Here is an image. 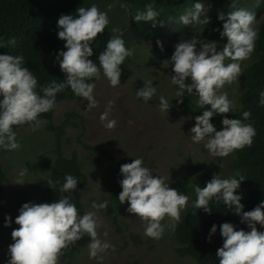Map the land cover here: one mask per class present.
Instances as JSON below:
<instances>
[{"label":"clouds","instance_id":"clouds-1","mask_svg":"<svg viewBox=\"0 0 264 264\" xmlns=\"http://www.w3.org/2000/svg\"><path fill=\"white\" fill-rule=\"evenodd\" d=\"M257 2V1H256ZM204 2H196L194 6L187 7L183 13L170 18L163 26L161 41L167 46L175 43V36L190 33L191 23L199 22L208 24L209 18H200ZM108 5V10L114 7ZM121 8H129L126 3H120ZM235 8V4L231 5ZM195 9V13L185 16L188 9ZM77 15L62 14L57 22L60 29L58 38L65 41V50L59 51L56 59L60 69L66 74V79L57 83L55 80L42 87L43 95L36 89L38 80L33 72L24 66L25 58L22 55L0 54V148L5 150H18L17 133L13 126L28 124L32 131L40 128L43 121L41 114L53 110L56 105V94L70 87L74 94L82 100L88 101L87 110L98 106L94 97L95 84L88 81L99 79L101 70L115 87L121 83V65L127 57L134 54V49L125 46L122 39V30L117 27L111 29L113 35L107 41L106 48L99 55V67L93 62L92 44L99 34H103L110 20L108 13L101 11L95 4L89 8L79 7ZM159 13L152 4H148L144 11H137L134 20L152 21L153 25ZM218 19L225 21L221 37H227V43L220 51H217L215 41L206 42L205 37L194 33L192 38L180 40L175 45L170 61L173 72L172 84L177 85L180 91L177 97H182L185 91L198 96V107L204 108L210 105V109L204 110L202 115L195 117L196 124L190 129L193 133L191 139L199 143L206 138L204 147L213 157L224 158L236 150L251 146L256 130L251 124L242 123L240 119H230L224 116L223 128L217 131L211 122L215 114L234 112L235 104L228 99L227 94L220 93V89L228 83L231 84L242 75L241 62L250 59L255 51L258 29L255 28L256 13L245 9L231 10L227 13V19L223 12L218 14ZM173 21V22H172ZM178 22V23H176ZM172 23L173 35L165 34L167 27ZM218 30V29H217ZM150 41V40H149ZM161 41H157L163 50ZM13 37L6 43H0V47L15 45ZM200 50L197 51V47ZM226 60L231 63L225 64ZM190 80V82H188ZM195 90V92H194ZM156 88L152 81L144 84L137 90L136 95L145 102L156 94ZM182 103V99L178 101ZM114 102L109 101V106ZM261 106H264V91L260 93ZM160 111L168 113L169 101L160 97ZM251 116L248 111L243 112L247 120ZM107 120V113L101 115V121ZM115 120H107L105 127L113 129ZM27 169L21 170L23 177ZM123 179L120 180L122 191L118 199L121 204L126 201L129 204L127 211L138 216L144 223V234L152 239L159 240L163 237L165 226L162 224L165 217L172 221L170 227H174L181 219V211L188 206L189 197L175 188L169 187L162 176H153L152 171L144 166L142 158H135L131 163L120 166ZM239 179L221 178L217 174L207 182L205 187H195L196 200L193 202V214L195 209H203L211 214L210 201L215 197L222 200L228 209H233L241 216V221L246 222L250 231L236 230L234 225L225 222L220 225L223 237V246L217 249L216 255L219 264H264V231H258L257 224L264 227V201H261L250 211H243L241 195L236 194L240 182L245 179L240 175ZM53 187V181L47 180ZM15 183L23 184L22 179ZM59 183V181H56ZM78 180L73 175H66L65 182L60 188L62 193H71L77 189ZM108 201L93 203L94 209H104ZM15 223L19 228L13 229L11 236L14 243L9 245L10 259L7 264H59V257L63 250L75 244L85 235L91 238L88 245L90 258L103 259L100 255L108 249L115 250L114 245L106 240H101L98 228L101 221L95 212L89 211L79 214L76 205L70 195H62L56 202L34 203L26 202L19 210ZM11 225V217L5 219V226ZM217 226L212 225L208 239L216 232ZM106 237L107 231L103 233Z\"/></svg>","mask_w":264,"mask_h":264},{"label":"rangeland","instance_id":"rangeland-1","mask_svg":"<svg viewBox=\"0 0 264 264\" xmlns=\"http://www.w3.org/2000/svg\"><path fill=\"white\" fill-rule=\"evenodd\" d=\"M256 1L258 0L249 4L254 5ZM146 2L159 4L172 13L171 1L146 0ZM227 2L230 0H223L222 3ZM120 3L128 5L127 0L83 2L85 8L95 4L101 11L108 13L110 23L105 30L109 32H112L113 27L121 28L128 22V9L121 8ZM110 4L115 5L111 11L108 10ZM202 4L200 18H209L207 24L209 29L198 25L199 22H193L190 24L191 27L198 31L192 30L181 38L176 35V44L180 40L192 38L195 36L194 33L201 37H209L215 33L213 31L215 22L222 9L210 2ZM190 9L185 15L189 16V19L196 11ZM230 10H232L230 6L223 8L222 11L226 12L225 18ZM261 10L260 17H263L264 5ZM165 34L173 35L172 23L165 30ZM175 43L167 46L166 42L161 41L163 50L158 44L153 47L149 40L127 43L129 49H134V54L123 63L127 71L121 75V83L115 87L111 86L103 72L100 78L93 82L95 84L93 94L98 102L96 108L87 110L88 101L81 98L63 100L56 104L51 123L61 126L65 120L67 121L63 128L65 132L61 136V148L66 156L72 151L77 153L82 171L87 178L81 200L83 210L85 213L89 211L96 213L102 222L98 228L100 239L106 240L115 248L100 254L102 260L99 257L90 258L88 248L90 241L79 254L70 260L59 261V264H193L192 259L179 257L175 253L177 243L173 238L174 229L169 226L172 224L169 217L162 221L165 226L163 237L159 240L152 239L144 234L145 223L127 211L128 202L121 204L118 199L122 191L120 180L123 179L120 166L131 163L135 158H142L144 166L152 171L153 176L164 177L169 187L187 195L189 201L192 199L190 189H193L198 181L211 179L216 174L220 177L229 175L222 164L223 159L213 157L204 147L208 138L199 143L191 139L193 133L190 129L196 124V116L185 115L180 106L173 105L180 98L177 97L179 87L171 82L175 73L170 59L175 51ZM196 47L197 51L200 50V47ZM148 81H152V86L157 91L145 102L143 98L137 97L136 92ZM219 91L221 94L226 93L228 99L235 107L237 106L240 94L238 87H234L233 83H226ZM161 96L171 105L168 113L160 111ZM193 99L198 103L199 98L195 93L185 98L188 101ZM109 101L114 103L109 106ZM183 110L185 111V108ZM69 112H75L77 116L69 119L66 116ZM105 113L107 120L116 121L113 129L105 127L107 120L101 121V115ZM40 119L43 123L36 131H32L29 125L17 130L16 139L21 145L18 150L4 149L2 153L1 164L11 180L14 191L6 187L4 197L0 200V264H7L10 259L9 245L14 243L11 233L13 229L19 228L15 218L20 214V208L26 202L40 203L41 190L55 157L54 153L50 152L54 147L53 132L45 127L47 120ZM72 122L76 126H73ZM82 144L97 146L103 153L91 152ZM23 169H27V172L20 177L19 173ZM18 179H22L24 183H15ZM115 193L118 213L123 216L122 222L118 220V223L113 221L112 214H107L106 208L92 207L94 202L99 204L103 201H108L109 206ZM8 216L11 217V225L5 226V219ZM105 231L108 233L106 237L103 235ZM130 234H137V239H133Z\"/></svg>","mask_w":264,"mask_h":264},{"label":"trees","instance_id":"trees-1","mask_svg":"<svg viewBox=\"0 0 264 264\" xmlns=\"http://www.w3.org/2000/svg\"><path fill=\"white\" fill-rule=\"evenodd\" d=\"M127 1L130 6L127 8L128 22L120 28L125 46L131 41L144 42L150 40L152 46L155 47L157 41L162 40L161 32L163 26L168 23L170 18L183 13L187 7L194 6L196 2H210L214 6H219L222 10L223 8L231 7L234 3L235 8H232V10L245 9L256 13L257 22L255 28L258 29V39L256 40L255 51L250 59L241 62L242 75L232 82L234 87L239 88L238 104L234 112L215 114L211 118V122L218 131L223 128L222 120L224 116L230 119H240L242 123L251 124L256 130V135L253 137V143L250 147L245 146L243 149L236 150L229 156L222 158L224 169L228 171L229 175L225 172L226 175L221 177L239 179L237 173L245 177L240 182V187L236 190V194L242 197L243 211L252 210L261 201H264V106L259 103L260 93L264 91V16L260 17L264 0H258L254 5L249 4V2L254 0H230L227 3H222L223 0H168L173 4L172 13H169L170 10L167 8H162L159 4L148 3L146 0ZM83 2L84 0H0V43H6L13 37L16 39L15 45L0 47V54L22 55L25 58L24 66L28 67L37 78L38 86L36 91L40 95H43L42 87L47 86L53 80L61 83L66 79V74L61 71L59 61L56 59L59 51H66L64 48L65 41L59 39L57 35L60 30L57 27V22L62 14H72L75 17L77 8L84 7ZM148 4H152L159 13L155 25H153L152 21H140L137 23L133 19L136 12L138 10L144 11ZM222 10L220 12H223ZM223 13L226 14V12ZM224 22L220 19L216 20L213 30L215 33L205 37L206 42L215 41L217 43V51H220L223 45L227 43V37H221L220 35V32L223 31ZM198 25L205 27L206 30L209 29L207 24L198 23ZM189 30L198 31L195 27H190ZM112 35V32L105 30L103 34L97 36L92 44L94 55L89 57V59H92L98 67L99 55L105 50L107 41ZM184 35L185 33L180 34V37ZM128 60L129 58L127 57L125 61ZM231 62V60H226L225 64ZM121 69L122 74L126 73L125 65L122 64ZM95 80L94 78L88 82L93 83ZM188 95L190 94L185 91L183 96L173 103L174 106H180L183 114L198 116L202 115L204 110L210 109L211 106L199 108L198 103H195L194 99L193 101L185 100ZM78 98L80 97L76 96L70 87H66L63 91L56 94V104L63 100H76ZM181 99L183 102H178ZM184 108L185 111L183 110ZM54 109L41 114L39 117L47 120L45 127L53 132V138H55L54 147L50 150L55 157L53 164L49 167L44 188L41 190L40 203L56 202L60 196L70 195L72 202L82 216L85 212L81 200L86 188L87 178L82 171L77 153L72 151L69 156H66L61 148V136L65 132L63 128L67 121L65 120L61 126L53 125L51 119ZM244 111L251 113L247 120L243 117ZM66 116L70 119L76 117L77 114L69 112ZM71 124L76 126L74 122ZM26 126L28 124L13 126V130L17 132L19 128ZM82 145L91 152L103 153L97 146ZM3 151L4 149L0 148V200L4 197L6 187L9 189L13 188L8 174L4 171L1 164ZM45 153L47 152L45 151ZM69 174L77 178V189L71 193H62L60 188L65 182L66 175ZM48 179L53 181L54 188L49 186ZM211 179L198 181L197 185L205 187ZM56 181H59V183H56ZM195 187L190 189L192 199L188 202L187 208L181 211L180 221L173 227V238L177 243L174 251L179 257L192 259L193 264H219L216 252L218 248L223 246L220 225L229 222L234 225L236 230L244 229L245 231H250L251 229L246 222L241 221V216L235 213L234 208L228 209L222 200L218 201L215 197L210 201L211 214L206 213L203 209H195L193 214V202L196 200ZM12 190L14 191V189ZM116 196L117 193L112 196V203L106 207V210L107 214H112L113 221L118 223V220L122 222L123 216L118 213V202L114 199ZM213 224L217 226V230L211 236V240H209L208 236ZM257 229L258 231H264V227L259 224H257ZM130 236L133 239L138 237L137 234H130ZM90 241L91 238L85 235L75 244L63 250L59 261L72 259Z\"/></svg>","mask_w":264,"mask_h":264}]
</instances>
